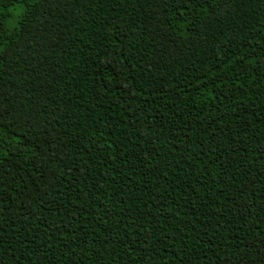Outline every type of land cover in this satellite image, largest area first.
I'll return each instance as SVG.
<instances>
[{
  "label": "trees",
  "instance_id": "obj_1",
  "mask_svg": "<svg viewBox=\"0 0 264 264\" xmlns=\"http://www.w3.org/2000/svg\"><path fill=\"white\" fill-rule=\"evenodd\" d=\"M0 264H264V0H0Z\"/></svg>",
  "mask_w": 264,
  "mask_h": 264
},
{
  "label": "rangeland",
  "instance_id": "obj_2",
  "mask_svg": "<svg viewBox=\"0 0 264 264\" xmlns=\"http://www.w3.org/2000/svg\"><path fill=\"white\" fill-rule=\"evenodd\" d=\"M14 24H15V21L12 22V25H14Z\"/></svg>",
  "mask_w": 264,
  "mask_h": 264
}]
</instances>
